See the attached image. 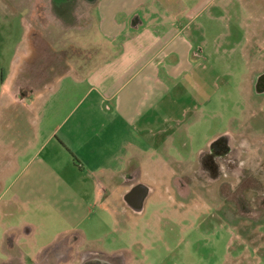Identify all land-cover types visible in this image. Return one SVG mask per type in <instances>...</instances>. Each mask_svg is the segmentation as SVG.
<instances>
[{
    "label": "rangeland",
    "instance_id": "374dc122",
    "mask_svg": "<svg viewBox=\"0 0 264 264\" xmlns=\"http://www.w3.org/2000/svg\"><path fill=\"white\" fill-rule=\"evenodd\" d=\"M173 3L174 9L190 15L188 32L202 50L195 76L183 81L181 101L186 110L178 105L173 109L187 125L186 134L173 142V156H163L167 162L163 169L153 165L148 167L149 174L143 173V180L156 193L142 215H131L124 225L128 213L119 207V190L114 191L110 205H91L89 221L80 222L86 244L106 253L122 249L127 264H264V217L238 214L226 218L216 184L208 182L203 190L194 178L196 184L185 190L180 181L188 173L195 175L199 152L227 132L252 146L247 158L239 160L240 168L243 160L264 164V94L254 89L255 75L264 72V0ZM52 4L53 0H0V113L8 105H36L24 118L34 144L31 150L41 134L49 132L70 110L62 116L46 115L44 106L53 104L62 90L59 87L64 88L74 73L91 70L108 52L96 31L95 1L76 0L69 23ZM68 72L73 74L61 81ZM177 90L174 87L171 97H180ZM10 135L5 132L2 140L8 143ZM54 151L47 147L41 155L53 153L48 156L57 162L58 175L73 182L84 179L90 186L88 170L79 166L81 160L71 154L54 155ZM143 160L140 165L146 164ZM97 174L108 178L100 171ZM171 177L173 190L167 195L164 188ZM160 195L163 199L172 195V204L156 200ZM4 210L7 216H3ZM24 223L35 231L19 238L13 251L28 256L49 243L58 230L72 228L48 201L31 202L28 207L0 205V264L8 263L9 238ZM13 225L17 228L8 232Z\"/></svg>",
    "mask_w": 264,
    "mask_h": 264
},
{
    "label": "crops",
    "instance_id": "0c3cea01",
    "mask_svg": "<svg viewBox=\"0 0 264 264\" xmlns=\"http://www.w3.org/2000/svg\"><path fill=\"white\" fill-rule=\"evenodd\" d=\"M95 7L96 31L108 52L86 73L60 77L62 81L73 74L64 88L59 87L62 90L53 104L44 108L46 115L53 116L70 109L65 117L41 134L31 150L34 144L24 118L36 105H8L0 113V168L4 170L0 171V205L28 207L31 202L48 201L73 228H62L55 237L76 234L84 239L80 222L89 221L91 205L111 204L120 191L119 175L129 165L139 161L146 174L149 166L167 165L163 156H173V142L186 134L187 127L173 109L178 105L186 110L181 101L183 81L195 76L202 53L188 32L190 15L174 9L173 0H95ZM174 87L179 98L171 97ZM8 131L11 135L5 143L2 135ZM39 131L40 124L38 137ZM47 147L54 148V155L71 154L81 160L79 166L88 170L90 186L84 179L73 182L58 175L57 162L48 156L53 153L41 155ZM143 159L146 164L140 165ZM29 225L24 223L19 236L26 227L34 233Z\"/></svg>",
    "mask_w": 264,
    "mask_h": 264
},
{
    "label": "flooded vegetation",
    "instance_id": "af4514ba",
    "mask_svg": "<svg viewBox=\"0 0 264 264\" xmlns=\"http://www.w3.org/2000/svg\"><path fill=\"white\" fill-rule=\"evenodd\" d=\"M75 3L76 0H53L52 5L59 17L69 23L72 21ZM255 76L254 89L257 93L264 94V72ZM250 148L252 146L248 141L246 143L230 132L216 136L199 152L198 163L193 171L195 175L188 173L180 179L182 187H187L185 189L187 190L191 185H195L194 178L203 190L208 182L216 184L217 194L220 201L222 200L221 212L224 217L230 218L238 214L251 218L264 217V164L256 165L253 161L246 164L243 160L244 165L241 168L239 166V160L246 157ZM142 177V167L137 164L129 165L119 175V185L122 189L119 191L118 204L128 213L122 220L124 225L131 215H142L149 199L156 193V188ZM168 183L164 188L167 195L168 191L173 190V177ZM146 192L148 195L140 210L139 203ZM158 198L160 199L156 200L172 204V195L170 198L163 199L161 195ZM29 235L31 231L28 227L23 230L22 236H19V233H11L9 238L11 252L7 264H127L124 253H121L122 249H116L118 253L95 250L86 244V238L81 239L76 234L59 235L29 256L21 250L13 251L14 243L19 238Z\"/></svg>",
    "mask_w": 264,
    "mask_h": 264
},
{
    "label": "water",
    "instance_id": "95a60500",
    "mask_svg": "<svg viewBox=\"0 0 264 264\" xmlns=\"http://www.w3.org/2000/svg\"><path fill=\"white\" fill-rule=\"evenodd\" d=\"M88 1H90V2H94L95 0H88ZM148 195V192H146L144 195H143V199L140 201V207H141V209L140 210H142V208H143V204H144V199H145V197ZM139 210V211H140Z\"/></svg>",
    "mask_w": 264,
    "mask_h": 264
}]
</instances>
